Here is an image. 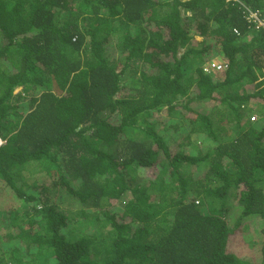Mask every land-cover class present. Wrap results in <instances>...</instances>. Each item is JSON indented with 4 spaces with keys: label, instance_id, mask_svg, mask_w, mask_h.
Here are the masks:
<instances>
[{
    "label": "trees",
    "instance_id": "16d2710c",
    "mask_svg": "<svg viewBox=\"0 0 264 264\" xmlns=\"http://www.w3.org/2000/svg\"><path fill=\"white\" fill-rule=\"evenodd\" d=\"M244 6L0 0V264H264Z\"/></svg>",
    "mask_w": 264,
    "mask_h": 264
},
{
    "label": "built area",
    "instance_id": "2783aa9c",
    "mask_svg": "<svg viewBox=\"0 0 264 264\" xmlns=\"http://www.w3.org/2000/svg\"><path fill=\"white\" fill-rule=\"evenodd\" d=\"M243 15L248 21L255 24V27L264 28V13H260L257 10H251L250 8L244 6ZM210 68L213 71L222 70L224 68V65L223 64H213V63L210 65L207 64L206 69L209 70Z\"/></svg>",
    "mask_w": 264,
    "mask_h": 264
},
{
    "label": "clouds",
    "instance_id": "9594fccd",
    "mask_svg": "<svg viewBox=\"0 0 264 264\" xmlns=\"http://www.w3.org/2000/svg\"><path fill=\"white\" fill-rule=\"evenodd\" d=\"M225 64L226 63H224L223 65H224V67H225ZM224 69V68H223ZM223 69H222V71L220 72V73H217L216 71H213L212 69L210 70H208V69H206V65H204L203 66V70L204 71H208V72H210V73H214L215 75H219V76H221L222 74H223ZM252 117H254V118H252ZM248 119H249V121L250 122H255V121H257L258 119H259V117H258V115H257V113L256 112H253V113H251L249 116H248Z\"/></svg>",
    "mask_w": 264,
    "mask_h": 264
},
{
    "label": "rangeland",
    "instance_id": "374dc122",
    "mask_svg": "<svg viewBox=\"0 0 264 264\" xmlns=\"http://www.w3.org/2000/svg\"><path fill=\"white\" fill-rule=\"evenodd\" d=\"M195 39L197 40L198 39V37L196 36L195 37ZM224 64L225 63V60L224 59H219V57L217 56V55H215V56H213V58H211V59H209V62H208V64L210 65V64ZM210 70H211V68H210ZM222 70H217L216 72L217 73H220ZM215 73V72H214ZM253 112H256V111H252V113ZM257 113V112H256ZM162 115V113H160V115L159 116H161ZM258 115V114H257ZM230 222H231V220H230Z\"/></svg>",
    "mask_w": 264,
    "mask_h": 264
}]
</instances>
